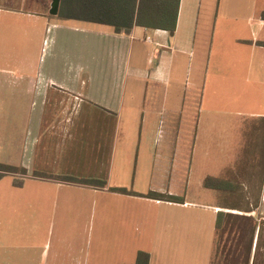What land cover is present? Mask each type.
<instances>
[{
	"label": "crops",
	"instance_id": "0c3cea01",
	"mask_svg": "<svg viewBox=\"0 0 264 264\" xmlns=\"http://www.w3.org/2000/svg\"><path fill=\"white\" fill-rule=\"evenodd\" d=\"M51 2L0 0V264H211L219 218L264 264V0L130 32Z\"/></svg>",
	"mask_w": 264,
	"mask_h": 264
},
{
	"label": "trees",
	"instance_id": "16d2710c",
	"mask_svg": "<svg viewBox=\"0 0 264 264\" xmlns=\"http://www.w3.org/2000/svg\"><path fill=\"white\" fill-rule=\"evenodd\" d=\"M181 0H62L60 15L64 18L78 15L79 3H83L88 19L98 22L111 23L116 32H130L135 26L150 29H162L174 31L177 25L179 6ZM79 17V16H77ZM19 169L16 167L0 163V180L7 174L15 173ZM24 171V170H23ZM70 181H78L94 186H102L103 183L97 180H81L67 178ZM20 185V183H17ZM127 193L125 189H121ZM149 194V197H155ZM220 217V216H219ZM217 235L220 232V218L217 222ZM149 255L140 253L137 264H148ZM211 264H248L247 258L227 257L225 254L219 255V248L215 250V255Z\"/></svg>",
	"mask_w": 264,
	"mask_h": 264
},
{
	"label": "rangeland",
	"instance_id": "374dc122",
	"mask_svg": "<svg viewBox=\"0 0 264 264\" xmlns=\"http://www.w3.org/2000/svg\"><path fill=\"white\" fill-rule=\"evenodd\" d=\"M43 1V0H42ZM47 1V0H46ZM47 4V2H46ZM37 5V4H36ZM37 8L39 9L40 7L37 5ZM229 243L226 241V238L221 235L219 232L217 236V243H216V250L219 248V255L228 249Z\"/></svg>",
	"mask_w": 264,
	"mask_h": 264
},
{
	"label": "water",
	"instance_id": "95a60500",
	"mask_svg": "<svg viewBox=\"0 0 264 264\" xmlns=\"http://www.w3.org/2000/svg\"><path fill=\"white\" fill-rule=\"evenodd\" d=\"M61 0H52L50 14L52 16H57L60 9Z\"/></svg>",
	"mask_w": 264,
	"mask_h": 264
}]
</instances>
